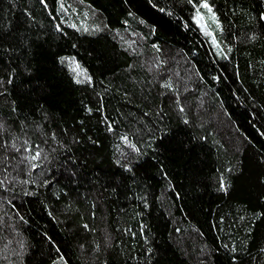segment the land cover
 <instances>
[{"label": "trees", "instance_id": "1", "mask_svg": "<svg viewBox=\"0 0 264 264\" xmlns=\"http://www.w3.org/2000/svg\"><path fill=\"white\" fill-rule=\"evenodd\" d=\"M62 2L0 0V264H264V0H209L227 58L187 0Z\"/></svg>", "mask_w": 264, "mask_h": 264}, {"label": "snow or ice", "instance_id": "2", "mask_svg": "<svg viewBox=\"0 0 264 264\" xmlns=\"http://www.w3.org/2000/svg\"><path fill=\"white\" fill-rule=\"evenodd\" d=\"M188 4H191L193 9H194V14L192 15V20L198 25V27L200 28V30L202 32H204L205 34H208L211 37L212 43L216 46L218 52H220L221 55H223L225 58H227V53L223 52L219 42L216 39V36L212 33V31L209 29L208 24L206 23V17H210L211 20L216 24V27L219 28L221 30V32L223 31V26L218 18L217 13L213 10V5L209 3V0H187ZM60 8L63 10L65 9V5L62 2V0H60ZM201 9L206 10L205 12H202ZM262 18H264V14H262ZM71 27L75 28L76 25L72 24L70 25ZM57 30H60V25H56ZM96 30H100L99 25H95L94 26ZM84 31H88V28L85 27ZM229 51L231 50L230 48L228 49ZM65 58L61 57V62H63ZM77 67H79V65H77ZM86 72V70H85ZM86 79L88 81H91V76H86ZM77 82H81L79 79L77 80ZM166 87H171L170 84L165 85ZM181 111H183V108H181ZM187 123V121H185ZM3 125H0V128H2ZM109 130H111V127L109 126ZM121 139L128 144L131 148H133L134 150H136L137 152H139V148H137V146L135 144H132L129 140L127 136H122ZM24 144L26 145V147L24 148L25 153H27V155L24 157V161L28 162L30 165L31 169H35L37 168L39 165L36 163V161H39L42 157V150L39 148V146H35V150L33 149V146L28 144V141L25 140ZM7 146V142H5V147ZM12 147L16 149L17 152L20 151L19 148H16L15 143L12 144ZM44 158L46 159L47 156L46 154L44 155ZM22 161V162H24ZM126 167H130V165H125ZM5 171H7V169L5 168ZM231 171V169L229 170ZM33 183H35V181H33ZM45 184H47V180L44 181ZM4 184V180H0V186H2ZM219 188L223 191H227V184L226 181L224 179V177H220L219 178ZM253 216L255 219H259L261 216H264V212H257V213H253ZM21 219H24L22 216L20 217ZM243 219V218H242ZM85 227H87V225H85ZM251 229H249L250 231ZM227 247V246H225ZM236 249L233 248L232 251L234 252ZM149 251H151V249H149ZM233 259H236V257H233Z\"/></svg>", "mask_w": 264, "mask_h": 264}, {"label": "rangeland", "instance_id": "3", "mask_svg": "<svg viewBox=\"0 0 264 264\" xmlns=\"http://www.w3.org/2000/svg\"><path fill=\"white\" fill-rule=\"evenodd\" d=\"M203 10H204V9H203ZM205 11H206V10H205ZM205 13H206V12H205ZM206 19H207V22H208V24H209V26H208L209 29L212 31L213 34H215V32H214V26H213V23H212L211 18H210V17H206ZM207 22H206V23H207ZM203 34H204L205 36L208 37L209 42H210V44H211L213 50L215 51V53L219 54V53H218V50H217V48H216V46L212 43L211 37H210L208 34H205L204 32H203ZM81 75H82V74H81ZM83 78H84V77H83Z\"/></svg>", "mask_w": 264, "mask_h": 264}]
</instances>
